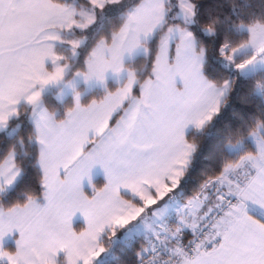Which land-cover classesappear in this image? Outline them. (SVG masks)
<instances>
[{"label": "snow or ice", "instance_id": "snow-or-ice-1", "mask_svg": "<svg viewBox=\"0 0 264 264\" xmlns=\"http://www.w3.org/2000/svg\"><path fill=\"white\" fill-rule=\"evenodd\" d=\"M0 264H264V0H0Z\"/></svg>", "mask_w": 264, "mask_h": 264}, {"label": "crops", "instance_id": "crops-1", "mask_svg": "<svg viewBox=\"0 0 264 264\" xmlns=\"http://www.w3.org/2000/svg\"><path fill=\"white\" fill-rule=\"evenodd\" d=\"M97 181H103V180H102V178H98ZM97 181H96V182H97ZM77 223H78V224L75 225V227L79 230V229H81V228L83 227V225H82V224H79V221H77Z\"/></svg>", "mask_w": 264, "mask_h": 264}, {"label": "trees", "instance_id": "trees-1", "mask_svg": "<svg viewBox=\"0 0 264 264\" xmlns=\"http://www.w3.org/2000/svg\"><path fill=\"white\" fill-rule=\"evenodd\" d=\"M203 167V166H202ZM197 178H198V175H197ZM103 183V181H97V184H102ZM193 187L195 186V181H194V183H193V185H192Z\"/></svg>", "mask_w": 264, "mask_h": 264}]
</instances>
